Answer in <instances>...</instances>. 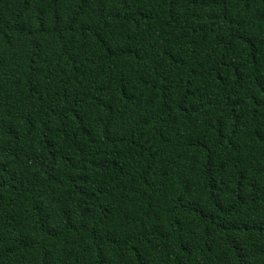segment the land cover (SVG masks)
<instances>
[{
    "label": "trees",
    "instance_id": "16d2710c",
    "mask_svg": "<svg viewBox=\"0 0 264 264\" xmlns=\"http://www.w3.org/2000/svg\"><path fill=\"white\" fill-rule=\"evenodd\" d=\"M0 264H264V0H0Z\"/></svg>",
    "mask_w": 264,
    "mask_h": 264
}]
</instances>
